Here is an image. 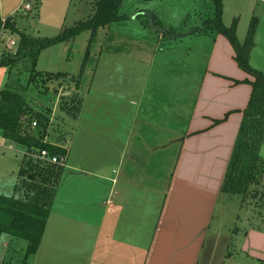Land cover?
<instances>
[{"label":"crops","instance_id":"obj_1","mask_svg":"<svg viewBox=\"0 0 264 264\" xmlns=\"http://www.w3.org/2000/svg\"><path fill=\"white\" fill-rule=\"evenodd\" d=\"M33 1L45 5V12L52 18L57 13L56 4L62 2ZM221 2V21L230 26L237 20L238 41L246 35L238 25L241 28L255 16L259 24H264V0H250V5L242 0ZM26 3L29 1L0 0V21L7 17L14 20ZM140 9L137 15L147 17L149 28L150 18L158 15L152 7ZM49 19L44 28L60 33L61 28L54 27V23L51 26ZM13 25L19 30L15 22ZM151 29L154 33L139 42L149 41L155 49H137V42L132 41L126 45L129 51L121 47L114 53L106 52L115 57L106 59L105 64L114 62L120 68L104 71L99 86L88 84L81 110L73 117L74 130L63 141L69 146L45 137L49 144L66 149L65 174L57 186L39 247L24 264H221L219 256L225 264L232 258L227 254V239L218 249V237H225L227 228L213 219L220 214L217 207L222 213L226 209L228 195L237 194L223 192V181L251 93L252 87L246 82L251 77L237 66L233 47L219 33L196 38L199 46L206 42L208 49L202 62H196L193 56L188 61L189 74H182L176 65L187 63L185 56L194 53L192 47L176 52L169 42L181 39L169 37V41L159 42L155 35L165 32ZM259 30L260 26L254 39ZM39 34L37 31L32 37H49ZM252 59L249 53V65L264 70V65ZM172 72L179 86L176 98L189 97L190 101V110L177 116L175 123L168 112L171 101L165 98V90H170L165 83ZM109 78L114 84L108 83ZM155 79L160 81V88L154 86ZM7 80L8 73L4 87ZM5 140L0 130L2 162L13 150L12 141L4 147ZM262 151L261 145L259 153L264 158ZM20 161H13L11 168L0 167V195L12 196ZM258 223L264 224V220ZM263 228L250 222L239 232L241 245H236L242 253L261 262ZM4 238L12 244L16 237L0 236V240Z\"/></svg>","mask_w":264,"mask_h":264},{"label":"rangeland","instance_id":"obj_2","mask_svg":"<svg viewBox=\"0 0 264 264\" xmlns=\"http://www.w3.org/2000/svg\"><path fill=\"white\" fill-rule=\"evenodd\" d=\"M28 1L29 4H31V8L29 9L28 7L24 11H20L12 22H15L19 30L26 35L34 36L37 34V31H39L42 34H39L41 37H53L58 35L59 32L57 33V31L51 29V27L44 28L43 24L45 25V23H47L48 18H50L49 20L51 23L49 24L51 26L52 23H54V27L61 28V30L71 28L77 23L85 22L86 19L94 14L95 2L97 0H70V2H68V0H61L62 2L58 5L56 4L57 13L53 18L49 12H45V5H40V1L26 0V2ZM242 1L244 5L250 3V0ZM145 7L149 9H151V7L154 8L158 15V17H155V21L158 24L160 23L163 29L170 32L164 33V35L156 33L157 35L155 36L159 42L169 41L170 38H174L172 35L179 36L183 35V33L194 31L191 33V36L189 34L177 38L182 41L169 42V47L174 51L176 50V52L184 47H192L194 50V53L185 56L187 63L182 64L183 66L180 67L176 65L177 69L179 68L182 74H184V72L189 74L190 68L187 66L190 63H188V61L192 60L194 56L196 62L197 60L202 62L204 52L208 49V44L206 42L199 46V44L196 43V38L203 34L209 37L212 35V30L207 27L205 23L208 19L214 17L215 8L213 7V0H122L119 13L124 16L123 19L110 22L103 27L97 28V32L93 38H91L92 30L88 27L83 28L76 34L70 37L68 36L65 41L47 45L39 50L40 52L37 56H34V58L29 57L25 62L21 61L14 63L13 59L16 57L15 50L19 36L17 33L14 34L15 36L11 35L10 32L4 28L3 38L1 37L2 34H0V64L7 63V66L0 65V89L4 88L8 73L7 69L10 67L12 72L9 77H16L19 79L21 83L18 86L21 87L20 91L26 97L27 101L34 108L49 114L46 138L48 137L49 141H62L63 144L69 132L74 130L76 123L73 117L66 112V105L69 103L64 100L65 97L63 98V96L73 95L76 102L79 101L82 105L83 95L85 97L89 83L91 87H97L102 84L100 79L104 71L110 69L113 72V68H120V66H114V62L109 65L105 64L106 59L115 57V54L106 53L107 51L114 53L116 52L115 49H122L121 47L129 51L131 49L126 45L128 42L132 41L137 42V49L146 48L151 50L154 48V44L150 45L149 41H147V44L144 43V37L146 38L150 33H154L150 28H155V26L149 23V28L148 26L146 27V22H148L147 17L145 15H137L138 12H136H141L140 8ZM255 18L256 30L259 26L260 30L258 37L255 39L253 38L250 53L252 54L253 63L262 66L264 65V24H259L256 16ZM251 20L252 17L250 20L246 21V24L242 25L241 28L238 25L239 30H244V34H247L248 25ZM141 23L144 27H141ZM9 37L14 38V43L11 46H9ZM245 37L242 39L240 38L239 42H243ZM140 40L144 42H139ZM117 42H121L123 46L122 44H117ZM173 59H175V61L177 60L176 57ZM185 64L186 67L184 66ZM191 64L195 65L193 62H191ZM97 65L98 67L96 68L95 66ZM98 69H100L99 72ZM29 70L35 72V76L33 77V81H28L29 83H27ZM261 72H264V70ZM80 73L81 78L79 83L78 76ZM173 76L174 72L171 73V77L168 76L171 78L170 81L165 83V87L170 88V90H165V98H169L171 101L170 103L172 106H169L173 110L167 111L170 112L169 117L172 118L173 116V123H175L177 116L184 115L185 111L190 110V101L189 97L185 100H179L178 96L176 98L175 92L179 90V86L176 82L177 79ZM186 78L188 77L186 76ZM108 81V83L114 84V81L110 78ZM159 82V80L155 79L154 86L160 88L157 85ZM116 83H118V81H116ZM151 84L152 82H150V86ZM186 85H189L188 81ZM182 86H184V82ZM113 90L115 89H112V91ZM179 101H182L181 104H179ZM174 104H178L182 106V108H174ZM262 141V154H264V137ZM11 143L13 150L7 152L9 159H4L3 162L0 161V167L4 166V169L6 167L11 168L13 161H19L22 152L25 153L26 150L25 148L18 147L14 142ZM64 144L69 146L66 143ZM174 145L175 148L178 147L177 143H174ZM5 146H10V140L4 141V147ZM172 151L173 150H170L168 153L170 154ZM155 162L157 161L155 160ZM63 163H65V159ZM263 193L264 186L250 184L245 195L240 194L239 196L237 195L239 193L234 196L232 194L228 195L229 197L224 201L226 209L223 210V213L217 207L220 214L213 219V222L216 224L220 222L221 227L225 226V228H227L224 229L226 232L225 237H221L220 240V237H218V249L223 247L227 239L230 244L227 245V254H231L232 257L225 260V264H264V262L256 260L246 255V253H242L239 248H236L237 244L238 246L241 245L239 240L241 234L239 232H243L250 222H253L255 226L261 225L264 227V224L258 223L259 220H264V212L262 211L264 210ZM221 203H223V201H221ZM258 209L262 212H258ZM228 228H230V232H228ZM234 238H237V240H235L236 242ZM25 245L26 241L22 238H14L12 244L7 242L5 238L1 239L0 264H24V262H26L24 259ZM219 257V261H221L222 264V258L221 256ZM214 264H218L217 261L214 262Z\"/></svg>","mask_w":264,"mask_h":264},{"label":"trees","instance_id":"obj_3","mask_svg":"<svg viewBox=\"0 0 264 264\" xmlns=\"http://www.w3.org/2000/svg\"><path fill=\"white\" fill-rule=\"evenodd\" d=\"M121 2L122 0H97L94 14L85 22L77 23L71 28L61 30L58 35L47 38L24 34L17 30L10 17H7L4 28L10 29L19 36L14 63L25 62L29 57L34 58L40 52L39 50L47 45L65 41L68 36L86 27L92 30L91 38H93L97 28L124 18L119 13ZM213 7L215 8L214 17L207 20L206 26L212 30V35L219 33L228 40L233 47L237 66L251 77V80L246 81L252 87L251 93L242 111L241 125L223 181V192L245 195L250 184L264 186V158L259 154L264 137V72L253 68L248 62L256 31V18H252L244 41L239 43L236 37L237 20L234 19L230 26H225L221 21L223 9L221 0H213ZM1 24L2 21H0V30ZM152 25L162 27L154 18ZM4 65L7 66V63ZM7 71L8 80L5 87L0 89V130L6 139L26 150L18 167L12 196L0 195V236L24 239L26 241L25 259L39 247L57 186L65 174L64 164L41 159L38 153L45 149L49 156H65L67 151L45 141L49 114L34 108L27 101L20 91L21 87L18 86L21 83L19 79L9 77L12 72L10 67ZM29 71L27 83L33 81L35 76V72ZM81 73L78 81H80ZM64 97V100L69 103L66 105L67 110L65 109L67 114L76 117L80 112L81 102H76L73 95ZM34 120L36 125L32 126Z\"/></svg>","mask_w":264,"mask_h":264},{"label":"built area","instance_id":"obj_4","mask_svg":"<svg viewBox=\"0 0 264 264\" xmlns=\"http://www.w3.org/2000/svg\"><path fill=\"white\" fill-rule=\"evenodd\" d=\"M29 7V3H26L24 5V8L27 9ZM5 20H2V24H1V30H0V33L4 36V33H3V29H4V23H5ZM9 40V46H11L13 43H14V38L13 37H9L8 38ZM36 125V122L35 120L32 121V126H35ZM38 157L41 158V159H45L47 161H51V162H55V163H59V164H64V157L65 156H56V155H50L48 154L47 150L43 149L41 150L39 153H38Z\"/></svg>","mask_w":264,"mask_h":264},{"label":"water","instance_id":"obj_5","mask_svg":"<svg viewBox=\"0 0 264 264\" xmlns=\"http://www.w3.org/2000/svg\"><path fill=\"white\" fill-rule=\"evenodd\" d=\"M149 23L152 25V18H150V20H149ZM155 29H157L158 31H160V32H162V33H170L169 31H167L166 29H162V28H157V27H155ZM192 32H194V31H190V32H187V33H183V35H179V36H177V35H172L173 37H183V36H185V35H189V34H191Z\"/></svg>","mask_w":264,"mask_h":264}]
</instances>
